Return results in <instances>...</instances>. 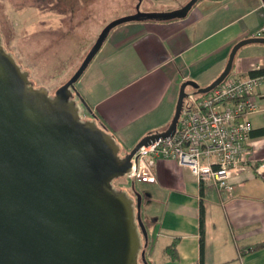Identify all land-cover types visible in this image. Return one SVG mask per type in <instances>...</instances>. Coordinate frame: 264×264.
<instances>
[{
  "label": "crops",
  "instance_id": "1",
  "mask_svg": "<svg viewBox=\"0 0 264 264\" xmlns=\"http://www.w3.org/2000/svg\"><path fill=\"white\" fill-rule=\"evenodd\" d=\"M263 25L262 0H196L180 17L121 23L102 43L89 83L79 92L118 140L136 143L166 129L183 81L209 85L222 72L232 46L244 38L264 37ZM255 66L264 69V43L239 47L232 67L245 73ZM258 91V104L264 108V75ZM246 118L253 130L264 128L263 109ZM249 141L256 160L231 174L225 192L199 183L188 167L174 160H155L156 181L141 182L142 191L137 188L151 264H264V168L256 169L264 156V135ZM172 241L175 258L165 252Z\"/></svg>",
  "mask_w": 264,
  "mask_h": 264
},
{
  "label": "water",
  "instance_id": "2",
  "mask_svg": "<svg viewBox=\"0 0 264 264\" xmlns=\"http://www.w3.org/2000/svg\"><path fill=\"white\" fill-rule=\"evenodd\" d=\"M195 1L171 13L136 9L111 20L53 95L33 85L0 36V264H147L142 193L133 182L129 192L114 187L112 180L132 169L131 158L141 145L174 132L187 86L208 92L229 73L239 47L264 43V37L237 41L209 85L183 81L166 129L144 135L123 154L75 83L111 28L180 17Z\"/></svg>",
  "mask_w": 264,
  "mask_h": 264
},
{
  "label": "built area",
  "instance_id": "3",
  "mask_svg": "<svg viewBox=\"0 0 264 264\" xmlns=\"http://www.w3.org/2000/svg\"><path fill=\"white\" fill-rule=\"evenodd\" d=\"M260 31L264 33V25ZM261 77L231 67L208 92L186 90L174 132L141 145L126 178L155 182L152 167L164 158L188 167L199 183L225 192L231 174L256 160L249 141L253 127L246 116L264 110L258 104ZM261 168L264 156L256 166L259 172Z\"/></svg>",
  "mask_w": 264,
  "mask_h": 264
},
{
  "label": "rangeland",
  "instance_id": "4",
  "mask_svg": "<svg viewBox=\"0 0 264 264\" xmlns=\"http://www.w3.org/2000/svg\"><path fill=\"white\" fill-rule=\"evenodd\" d=\"M45 4L46 0H0V32L2 44L15 60L29 73L35 86H45L50 93L74 73L83 57L94 43L100 30L111 20L133 14L136 9L147 12H175L186 5L188 0H70L75 3V25L61 29L58 14L48 7H31L32 2ZM67 1V0H59ZM61 2V3H62ZM84 2V3H83ZM36 6V5H35ZM62 6V5H61ZM118 26V25H117ZM26 36H28L26 38ZM96 52L75 83L76 89L83 90L89 81L88 74L97 65L101 52ZM186 90L192 88L187 86ZM80 113L84 108L80 104ZM155 132V131H154ZM120 153L133 147L130 138L118 140ZM125 146V147H123ZM128 151V150H126ZM135 188L144 180H135ZM131 181L122 175L112 180V185L129 192ZM141 190V189H140ZM142 191V190H141Z\"/></svg>",
  "mask_w": 264,
  "mask_h": 264
},
{
  "label": "trees",
  "instance_id": "5",
  "mask_svg": "<svg viewBox=\"0 0 264 264\" xmlns=\"http://www.w3.org/2000/svg\"><path fill=\"white\" fill-rule=\"evenodd\" d=\"M82 1H87V2H91L92 0H82ZM83 2V3H84ZM33 4L31 5V7L33 6V7H35V8H37V9H39L41 6V4L42 3H40L39 5L38 4H36V1H34V2H32ZM50 3H51V0H46V2H45V4L43 5V8L46 6V7H48L51 11L52 10H56V8L54 7H52L51 5H50ZM36 5V6H35ZM54 11H52L53 13H54ZM117 26V25H116ZM116 26H114V27H116ZM113 27V28H114ZM113 28H111V30L113 29ZM110 30V31H111ZM110 31L108 32V34L110 33ZM108 34H107V36H108ZM0 36H1V40H2V35H1V32H0ZM106 36V37H107ZM106 39V38H105ZM105 39H104V41H105ZM103 41V42H104ZM4 47V46H3ZM5 48V47H4ZM98 52V51H97ZM92 60V59H91ZM248 73L250 74V75H264V69H253V70H250V71H248ZM107 131L109 132V133H111L112 135H113V137L117 140V138H116V136L112 133V132H110L108 129H107ZM256 135H264V128H258V129H255V130H253L252 129V131L250 132V136H256ZM118 142V141H117ZM132 147H128V148H126L127 150H130ZM131 182H133L134 183V181H131ZM136 190H137V188H135ZM142 203V202H141ZM141 211V210H140ZM203 205H202V199L200 198V201H199V212H198V229H199V247H200V253L202 252V247H203V238H204V219H203ZM141 217H142V214H141ZM142 220H143V222L145 223V221H144V219H143V217H142ZM145 226H146V223H145ZM165 252L171 257V258H175L177 255H176V251H175V241H172L169 245H167L166 247H165ZM145 259H146V261H147V264H151L150 263V261L147 259V257H146V253H145ZM139 264H142L140 261H139Z\"/></svg>",
  "mask_w": 264,
  "mask_h": 264
},
{
  "label": "flooded vegetation",
  "instance_id": "6",
  "mask_svg": "<svg viewBox=\"0 0 264 264\" xmlns=\"http://www.w3.org/2000/svg\"><path fill=\"white\" fill-rule=\"evenodd\" d=\"M61 2L62 1H59V0H51V3H50V5L53 8L54 7L56 8L55 11L54 10H52V11H54V13H57L59 15L58 16L59 18L57 20L58 21L57 23L60 24L61 29H63V27H64L62 25H65L67 27V29H73V27L75 25V15H74L75 14V3L73 1V4H72V2H70V0L64 1L62 3ZM40 6H41L40 8H43V5L42 4ZM5 50L8 51V52H10L6 48H5ZM33 85H34V83H33ZM35 87H38V86H35ZM48 94L53 95V92L52 93L49 92ZM73 96H74L75 100H77V97L74 95V93H73ZM82 115L85 116V111H84V113H82Z\"/></svg>",
  "mask_w": 264,
  "mask_h": 264
}]
</instances>
